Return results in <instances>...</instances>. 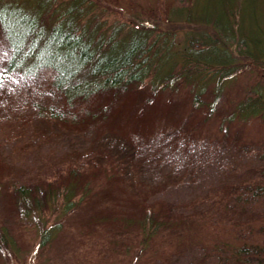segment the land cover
<instances>
[{
    "label": "trees",
    "instance_id": "16d2710c",
    "mask_svg": "<svg viewBox=\"0 0 264 264\" xmlns=\"http://www.w3.org/2000/svg\"><path fill=\"white\" fill-rule=\"evenodd\" d=\"M186 1L169 9L165 19L169 27L162 29L159 18L110 19L115 7L103 0H0V41L7 53L3 72L25 78L47 76L58 98L49 105L38 104V111L72 128L104 118L128 97H143L148 107L162 93L184 88L193 107L207 108L200 119L195 108L185 115L189 124L178 142L190 147L189 134L213 114L225 86L237 74L251 69L264 76V0ZM179 30L182 40L176 39ZM146 115L135 113V119ZM236 116L264 119L263 83L253 84L224 120L230 123ZM225 130L228 133L229 128ZM92 162L70 163L49 181L6 186L4 195L11 198L13 211L22 220L18 232H35L37 245L46 247L62 230L64 216L112 192L121 196L119 209L110 211L109 217L112 223L124 225L121 232L135 237L136 256L154 251V258L164 260L170 250L158 248V243L172 238L178 242L175 250L184 244L198 247L206 264L250 263L252 255H258L256 249L234 247L233 241L217 242L214 233L232 230L234 206L246 209L255 196L264 195L263 184L238 187V193L232 186L220 199L168 201L165 189L158 187L142 188L135 196L121 186L113 191L121 162L113 158L105 164ZM102 179L105 184H100ZM127 200L131 205L125 204ZM100 205L104 213L110 209L107 203ZM98 217L92 222L95 228L103 226L106 215ZM16 236V230L0 218L2 259L18 254ZM206 236L207 242L191 240ZM261 259L256 257L255 264H264Z\"/></svg>",
    "mask_w": 264,
    "mask_h": 264
},
{
    "label": "rangeland",
    "instance_id": "374dc122",
    "mask_svg": "<svg viewBox=\"0 0 264 264\" xmlns=\"http://www.w3.org/2000/svg\"><path fill=\"white\" fill-rule=\"evenodd\" d=\"M103 2L115 7L109 14L110 19L153 21L159 18L162 29L169 27L165 26L169 9L187 3L186 0ZM250 8L248 5L247 9ZM182 36L183 31L179 30L176 39L182 40ZM3 46L0 41V218L16 230L19 257H0V264H206L198 247L189 248L184 244L175 250L178 242L173 238L158 243V248L170 250L164 260L154 258V251L136 256L139 246L136 247L135 237L129 232H121L124 225L112 223L109 217L110 211L119 209L121 196L112 192L102 193L96 202L84 203L64 216L62 230L48 246L41 248L37 245L35 232L27 229L22 234L18 232L17 226L22 220L13 211L11 198L3 191L11 184L52 180L56 172L70 163L93 161L105 164L110 158L121 162L118 186H114L113 191H119L121 186L132 196L142 188L158 187L165 189L164 196L168 201L188 203L213 196L220 199L221 193L232 186L237 189L244 185L256 188L259 183L264 185V119L242 120L236 116L230 123L224 120L244 94H249L253 84H264V76L251 69L237 74L225 86L213 114L189 134L191 144L185 148L178 138L183 136V129L189 124L184 120L186 113L189 115L195 108V117L200 119L207 115V108L193 107L190 104L192 96L184 88L175 93H162L148 107H145L143 97L124 96L121 100L126 99L120 107L115 105L104 118L93 124L65 127L38 111V104L49 105L57 101L49 78H25L20 74L4 73L7 53ZM207 99L211 101L210 97ZM143 111L147 118L135 119V113ZM225 128H229L228 133ZM99 181L105 184V179ZM252 202L242 211L241 204L234 206L230 217L232 230L216 229L214 233L217 242L229 240L233 241L234 247L256 249L258 255H252L250 263L240 261L235 264H255L258 256L264 261V195L255 196ZM102 203L110 207L105 213L101 209ZM126 203L131 205L128 200ZM215 203L217 205V200ZM219 203L221 205L222 201ZM101 214L106 215L103 226L95 228L92 222ZM202 221L207 222V219ZM199 235L204 234L199 232ZM192 239L197 244L210 240L207 236L205 240Z\"/></svg>",
    "mask_w": 264,
    "mask_h": 264
}]
</instances>
